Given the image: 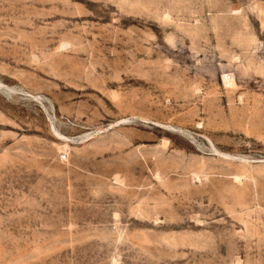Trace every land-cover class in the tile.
<instances>
[{
  "label": "rangeland",
  "instance_id": "374dc122",
  "mask_svg": "<svg viewBox=\"0 0 264 264\" xmlns=\"http://www.w3.org/2000/svg\"><path fill=\"white\" fill-rule=\"evenodd\" d=\"M0 264H264V0H0Z\"/></svg>",
  "mask_w": 264,
  "mask_h": 264
},
{
  "label": "bare ground",
  "instance_id": "6f19581e",
  "mask_svg": "<svg viewBox=\"0 0 264 264\" xmlns=\"http://www.w3.org/2000/svg\"><path fill=\"white\" fill-rule=\"evenodd\" d=\"M232 86H234V84H233ZM63 138H64V137H63Z\"/></svg>",
  "mask_w": 264,
  "mask_h": 264
}]
</instances>
